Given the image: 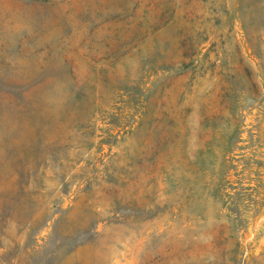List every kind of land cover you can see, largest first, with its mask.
I'll return each instance as SVG.
<instances>
[{"label":"rangeland","instance_id":"374dc122","mask_svg":"<svg viewBox=\"0 0 264 264\" xmlns=\"http://www.w3.org/2000/svg\"><path fill=\"white\" fill-rule=\"evenodd\" d=\"M0 264H264V0H0Z\"/></svg>","mask_w":264,"mask_h":264}]
</instances>
